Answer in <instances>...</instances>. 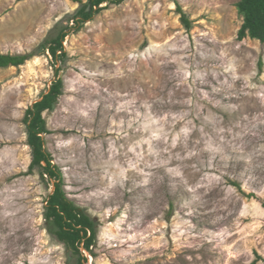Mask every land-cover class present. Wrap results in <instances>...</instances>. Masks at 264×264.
Here are the masks:
<instances>
[{"label": "rangeland", "instance_id": "374dc122", "mask_svg": "<svg viewBox=\"0 0 264 264\" xmlns=\"http://www.w3.org/2000/svg\"><path fill=\"white\" fill-rule=\"evenodd\" d=\"M239 1L110 3L68 29L63 62L0 68V264H77L45 217L55 180L27 174L25 113L57 68L46 148L97 222L88 264H264V43L237 39ZM79 6L0 0V52L75 27Z\"/></svg>", "mask_w": 264, "mask_h": 264}, {"label": "trees", "instance_id": "16d2710c", "mask_svg": "<svg viewBox=\"0 0 264 264\" xmlns=\"http://www.w3.org/2000/svg\"><path fill=\"white\" fill-rule=\"evenodd\" d=\"M80 4L72 19V26L62 27L54 37L47 38L35 50L23 54L0 52V68L21 66L35 56L49 51L57 62H63L67 56L65 39L69 30L82 27L91 21L95 15L106 9L110 3H120L123 0H74ZM181 11V7H179ZM239 15L243 23L238 31L237 39L242 41L251 38L264 43V0H240L237 3ZM182 20L188 30L192 27L189 17L182 12ZM61 69H56V79L40 100L29 106L26 110L24 122L27 126L28 144L32 148V161L27 174H32L36 167L40 168L42 177L55 180L54 191L49 196L46 205L45 217L53 224L54 234L57 239L72 249L77 257V264H88L82 248L92 252V247L97 239V222L84 210L79 208L67 197L63 189V175L59 167L53 163V156L46 148L45 135L50 133L47 126L45 111H53L63 95L64 80L60 77ZM263 259L251 264H257Z\"/></svg>", "mask_w": 264, "mask_h": 264}]
</instances>
